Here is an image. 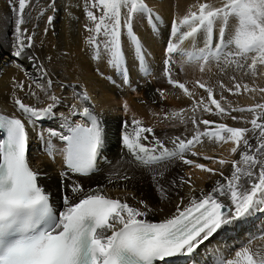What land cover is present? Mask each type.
<instances>
[{
  "label": "snow or ice",
  "instance_id": "snow-or-ice-1",
  "mask_svg": "<svg viewBox=\"0 0 264 264\" xmlns=\"http://www.w3.org/2000/svg\"><path fill=\"white\" fill-rule=\"evenodd\" d=\"M86 2L85 16L91 26L84 25L90 33L85 43L90 58L108 65L113 84L131 86L132 67L139 72L141 61L146 63L149 56L137 27L141 21L158 20V15H154L149 0ZM31 3L32 0H14L16 19L9 47L15 62L28 61L36 76L35 87L41 89L43 99L36 91H31L32 85H29V95L36 98V103L26 104L15 98L20 116L0 114V264H168L169 258H178L177 264H198L194 253L200 245L219 230L234 227L238 220L264 211V104L228 110L213 98L212 86L199 81L197 84L207 92L210 104L203 98L194 101L191 108L194 115L190 117L194 128L190 137L182 133L161 139L153 134L152 127H141L139 120L130 124L125 121L120 142L130 156L122 165L112 162L118 179L135 187L138 177L140 180L146 177L161 199H170L171 192L189 185L191 191L179 197L174 213L154 222L149 217L159 210L143 198L133 196L136 202L129 203L102 194L101 186L85 189L79 177L96 172L107 158V122L95 112L86 91L59 85L72 87L70 102L68 97L52 91V77L59 73L55 68L49 70L51 57L41 59L33 51L35 31L30 32L25 27L30 17V12L25 10ZM193 7L195 11L173 18L166 36L158 23L149 24L154 39L155 32L161 31V72L166 82L183 90L190 99L195 95L186 83L174 78L180 72L174 57L185 54V41L198 53L193 58L204 62L200 72H204V64L215 61L221 71L233 65L243 69L247 64L249 73L257 75V66H264V0H198ZM49 8L56 10L55 0H49L47 8L41 9L38 15L43 16ZM53 19L54 16H48L47 23L51 24ZM232 20L236 23H231ZM44 31L47 33L48 29ZM201 34L203 44L198 46ZM3 47L0 43V51ZM18 67L25 75H32L22 63H18ZM96 71L104 75L99 68ZM231 79L235 81L236 77ZM10 83L14 89H25L24 81H17L15 76ZM225 87L223 82L219 83L222 91ZM243 88L247 92L256 91L248 84ZM235 89L239 94L241 84L235 83ZM227 90L232 92L231 88ZM155 91L161 100L166 99L164 90ZM259 92L264 93V88H259ZM200 105H203L200 111L217 117L234 111L252 112L253 118L246 121L251 127H232L197 119L195 112ZM62 107L67 109L66 113L60 111ZM124 108L127 110L126 104ZM257 110L260 111L257 113ZM231 119L238 121L243 117L232 115ZM46 120L58 122L57 127L45 131L43 122ZM181 122L186 121L182 118ZM213 125L214 129L210 127ZM29 126L54 162L57 152L63 157L60 184L71 195H62L55 207L50 203L51 193L43 182V173L39 167L30 166L26 156L31 139ZM129 127L133 133H129ZM145 133L153 134L151 140ZM204 136L217 143L231 141L235 146L230 151L239 152V160L204 156L203 159L220 165V169H214L187 158L200 155L192 149ZM53 139L59 140L63 147L57 149ZM177 162L217 174L223 181L216 180L210 191L201 189V194L194 197L191 176L169 178ZM229 163L230 175L226 176L223 168ZM253 239L255 237H249V242ZM242 249L236 256H243L244 264H264V255L256 259L248 247L242 246ZM229 255L230 252L225 254L217 264H238L228 259Z\"/></svg>",
  "mask_w": 264,
  "mask_h": 264
},
{
  "label": "bare ground",
  "instance_id": "bare-ground-1",
  "mask_svg": "<svg viewBox=\"0 0 264 264\" xmlns=\"http://www.w3.org/2000/svg\"><path fill=\"white\" fill-rule=\"evenodd\" d=\"M203 2V0H200ZM49 0H32L30 7L25 11L30 12L28 23L25 25L30 32L35 31L34 43L36 47L33 51L43 59L48 56L52 58V63L48 66L49 70L55 68L58 75H54L52 91L58 96L68 97L71 101L72 87L86 91L94 105L95 112L101 114L107 122V158L102 161L101 166L96 172L87 176L79 177L85 189H95L101 186L102 194H107L110 198H120L122 201L127 200L129 203H135L133 196L137 199L143 198L154 209H158L155 214L149 219L160 221L166 216H170L176 210V204L179 203V197L185 196L191 189L185 184L182 188L170 193V199H161L156 190L145 177L138 182L135 187H132L127 181L118 179V172L113 173L112 162H120L129 159L130 154L123 148L120 142L122 132V124L127 121L129 124L133 120H139L141 127H152L153 134L161 139L167 137H175L181 135L190 137L194 128L190 117L194 115L191 111L194 101H199L201 98L205 103H209L208 94L204 89L198 88L195 80H201L208 86L213 88V98L217 99L222 107L226 109H238L254 107L257 103L264 104V93L259 92V88H264V66H257V75L252 76L245 68L237 69L235 66L227 67L221 71L219 65L215 61L204 64V73L200 74V65L204 62L196 61L193 56L198 54L193 49L190 42L185 41L183 48L187 51L181 56H175V66H180V75H177L178 80L186 83L189 91L195 95L190 99L180 89H176L166 84L164 75L161 72L163 61V40L161 31L155 32L153 38V30L150 29V23H158L159 29L166 36L171 21L174 17L182 18L189 11H195L193 7L197 5L198 0H149L150 6L154 9V15H158V20H150L149 22L141 21L137 27V31L144 39L147 51L149 53L148 60L145 63L141 61V67L137 72L135 67L131 69V86L113 84L110 77L112 76L111 69L103 62L97 63L89 56L88 46L85 43V38L90 35L85 30L84 25L91 23L87 21L85 12L88 8L86 0H55V8L47 9L43 16H39V12L43 8H47ZM14 0H0V43H3V50L0 51V111L9 115L20 116L17 106L14 103L15 98L21 99L26 104L36 103V98L29 95V85H32L31 91H36L43 99L41 89L35 87V73L29 67L28 61L22 60L15 62L10 55V44L13 41L11 33L14 29V21L16 19L13 11ZM48 16H54L51 24L47 23ZM235 24L236 21L232 20ZM45 28L48 29L45 33ZM203 34L198 37L197 45L202 46ZM151 62V65L149 64ZM18 63H22L24 68L32 73L31 76L25 75L24 71L18 67ZM250 63V60L247 62ZM99 72L104 73L101 76ZM15 76L17 81H24L25 89L20 91L19 88H13L10 81ZM236 77L235 81L231 77ZM176 77V76H175ZM176 78V79H177ZM165 81V82H164ZM180 81V82H181ZM223 82L226 86L222 91L219 88V83ZM235 83L241 84L239 94H236ZM71 85L72 87H60L59 85ZM248 84L250 88H255L254 92H247L243 85ZM231 88L232 92L227 89ZM161 89L165 91L166 99L161 100L159 94L155 91ZM132 91L134 93H132ZM140 100H145L143 104ZM127 105L125 110L124 105ZM200 105L195 112L197 119H209L215 124L225 123L232 127H251L250 121L253 118V113L244 111L231 112L230 116L217 117L209 113H204L199 110ZM215 110V106L211 105ZM185 111H181V110ZM61 112L67 111L66 108H60ZM260 110H257V113ZM243 117V120L234 121L231 116ZM123 118H126L123 119ZM183 118L184 123L181 122ZM56 121H44L43 128L45 131L49 128L57 127ZM201 130L204 126L201 125ZM214 129V125L210 126ZM28 130L31 135V143L28 150V159L32 167H39L43 173L42 179L51 193V202L54 206L60 203V198L63 194L71 195L66 188L60 184L59 173L62 170L63 157L57 152L55 162L43 151L42 142L37 139L36 132H32L29 126ZM39 131V127L37 129ZM129 133H133V129L129 127ZM153 134H149V140ZM146 135V133H145ZM113 137L118 138V142L111 140ZM53 145L59 149L62 148V143L57 140H52ZM147 143V142H144ZM171 148L172 145L169 143ZM235 145L229 141L227 143H217L207 136L201 137V143L193 147L200 155L187 158L195 160L196 163H203L209 168L220 169L218 163H213L203 159L204 156L214 157L216 160L221 158L226 160H239L240 153L232 154L231 148ZM123 158V160L121 159ZM189 165H184L182 162H177L170 172L169 178L184 175L186 178L191 176V185L195 191H192L194 197H198L202 189L204 192L210 191L216 180L223 178L217 174L197 170L195 167L188 169ZM122 170V169H119ZM231 164H226L223 171L226 176L230 175ZM109 178L112 182L109 183ZM62 190V191H61ZM181 204V208H183ZM249 237L255 239L249 242ZM242 246L249 248L250 253L255 254V258L259 259L264 255V211L257 212L254 215L243 220H238L234 227L224 228L218 231L213 238L200 245L195 255V260L198 264H217L220 259H223L225 254L231 253L227 258L238 261V264H244L243 256L237 257L236 252H242ZM178 258H169L168 264H177Z\"/></svg>",
  "mask_w": 264,
  "mask_h": 264
},
{
  "label": "rangeland",
  "instance_id": "rangeland-1",
  "mask_svg": "<svg viewBox=\"0 0 264 264\" xmlns=\"http://www.w3.org/2000/svg\"><path fill=\"white\" fill-rule=\"evenodd\" d=\"M158 1H160V0H158ZM200 62H202V61H200ZM149 64L151 65V62H149ZM177 65H178V67L180 68L179 64H177ZM179 73H180V72H179ZM203 73H204V72H203ZM203 73L201 72L200 74L203 75ZM178 75H180V74H178ZM177 77H178V76H176V77H174V78H177ZM177 79H178V78H177ZM181 80L183 81V80H185V78H183V79L180 78L179 81H181ZM182 81H181V82H182ZM197 81L201 82V80H197V79H196L195 82H197ZM164 82H165V81H164ZM220 82H221V81H220ZM166 84L169 85L167 82H166ZM169 86H171V85H169ZM198 88H199V86H198ZM200 89H201V88H200ZM182 91H183V90H182ZM132 93H134V92L132 91ZM141 102H142V103H141ZM144 102H145V100H140V103H141V104H143ZM229 116H230V115H229ZM123 119L126 120V118H123ZM147 134H148V133H146V135H147ZM148 136H150V135L148 134ZM111 140H114V141H116V143H119V142H118V138L116 139L115 137H113ZM142 143H144V141H142ZM199 163H200V162H199ZM192 167H194V165H193V166H189L188 169H192ZM197 170H200V169H197ZM201 171H202V170H201ZM61 191H62V190H61Z\"/></svg>",
  "mask_w": 264,
  "mask_h": 264
}]
</instances>
